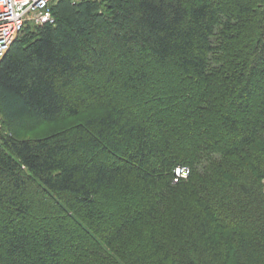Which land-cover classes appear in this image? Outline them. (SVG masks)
<instances>
[{"label": "trees", "instance_id": "1", "mask_svg": "<svg viewBox=\"0 0 264 264\" xmlns=\"http://www.w3.org/2000/svg\"><path fill=\"white\" fill-rule=\"evenodd\" d=\"M51 12L0 64V264H264V0Z\"/></svg>", "mask_w": 264, "mask_h": 264}, {"label": "built area", "instance_id": "2", "mask_svg": "<svg viewBox=\"0 0 264 264\" xmlns=\"http://www.w3.org/2000/svg\"><path fill=\"white\" fill-rule=\"evenodd\" d=\"M56 0H0V50L9 52L12 45L28 27H42L50 24L43 20L52 19L51 7ZM87 1V0H85ZM1 64V62H0ZM1 131V125H0ZM190 170L182 167L176 170L179 178H188ZM177 182V179L175 180Z\"/></svg>", "mask_w": 264, "mask_h": 264}, {"label": "rangeland", "instance_id": "3", "mask_svg": "<svg viewBox=\"0 0 264 264\" xmlns=\"http://www.w3.org/2000/svg\"><path fill=\"white\" fill-rule=\"evenodd\" d=\"M2 116L0 114V125L2 126ZM76 121L71 120L69 123H75ZM61 123L58 125L61 127ZM57 125L50 124V123H38L35 121H25L24 123H21L19 127H17L16 130L13 132L5 128L2 130L1 136H13L17 139H36V138H42L45 136L50 135L54 132ZM187 168V167H186ZM189 169V168H188Z\"/></svg>", "mask_w": 264, "mask_h": 264}, {"label": "snow or ice", "instance_id": "4", "mask_svg": "<svg viewBox=\"0 0 264 264\" xmlns=\"http://www.w3.org/2000/svg\"><path fill=\"white\" fill-rule=\"evenodd\" d=\"M88 3H91L93 6H97V5H102L105 0H87ZM64 3V0H56V4L57 6H59V4H62ZM70 3H71V6L74 8V9H79V7L85 3V0H70ZM43 20L44 21H47L48 23L50 24H54L55 23V20L52 19L51 17L49 16H45L43 17ZM0 41H2V37H0ZM6 50H0V62L3 61V59L6 57Z\"/></svg>", "mask_w": 264, "mask_h": 264}]
</instances>
